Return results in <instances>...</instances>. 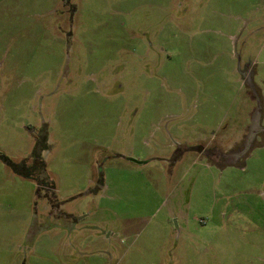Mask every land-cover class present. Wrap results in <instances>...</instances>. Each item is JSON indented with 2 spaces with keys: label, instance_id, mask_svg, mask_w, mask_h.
I'll list each match as a JSON object with an SVG mask.
<instances>
[{
  "label": "rangeland",
  "instance_id": "rangeland-1",
  "mask_svg": "<svg viewBox=\"0 0 264 264\" xmlns=\"http://www.w3.org/2000/svg\"><path fill=\"white\" fill-rule=\"evenodd\" d=\"M0 264H264V0H0Z\"/></svg>",
  "mask_w": 264,
  "mask_h": 264
},
{
  "label": "crops",
  "instance_id": "crops-1",
  "mask_svg": "<svg viewBox=\"0 0 264 264\" xmlns=\"http://www.w3.org/2000/svg\"><path fill=\"white\" fill-rule=\"evenodd\" d=\"M252 74L251 76L252 77H250V78H253V75H254V72L253 71H251V69H249L248 68V70L245 72V74ZM245 78H248L249 77V75L248 76H244ZM253 116V115H252ZM253 118H254V120H255V115L253 116ZM257 129V127H254V128H246V132H249L247 135H246V139H247V141L248 142H250L251 140H253L254 139V137H255V135L258 133V131L256 130ZM212 145V143L211 144H209V145H207V146H203L204 147V151L202 152V153H198V157H201L202 155L204 156L205 154V151H207V150H209V148L208 147H210ZM192 146H194V145H192ZM185 149H188L190 146H183ZM182 147V148H183ZM189 153V152H188ZM186 155V154H185ZM184 155V156H185ZM216 155V154H215ZM214 155V156H215ZM220 157H218V158H221V157H227V154H224V152L221 150V154L219 155ZM208 158V157H207ZM165 163H170V160L168 161V162H166L165 161Z\"/></svg>",
  "mask_w": 264,
  "mask_h": 264
},
{
  "label": "water",
  "instance_id": "water-1",
  "mask_svg": "<svg viewBox=\"0 0 264 264\" xmlns=\"http://www.w3.org/2000/svg\"><path fill=\"white\" fill-rule=\"evenodd\" d=\"M189 151H194L196 153H202L204 151V147L203 146H199V147H196V148H189ZM129 162H132V163H135V164H138V165H146L148 164L149 161H145V162H139L137 160H134V159H127ZM44 177V176H43Z\"/></svg>",
  "mask_w": 264,
  "mask_h": 264
},
{
  "label": "flooded vegetation",
  "instance_id": "flooded-vegetation-1",
  "mask_svg": "<svg viewBox=\"0 0 264 264\" xmlns=\"http://www.w3.org/2000/svg\"><path fill=\"white\" fill-rule=\"evenodd\" d=\"M247 70H248V68H247L244 72H242V74H244V76H248V75H249L248 78L252 77V76H251L252 74H250V73H249L248 75L245 74V72H246ZM193 147L196 148V147H199V145L192 146V147H189V148H193ZM189 148L185 150L186 153H183V155H184V154H187L188 152H189V153H193V152H194V151H193V152H192V151H189ZM180 149H181V148H179L178 150H180ZM182 152H183V151H182ZM204 154H205L207 157L213 155V154H211V152H210L209 150L205 151ZM183 155H182V156H183ZM205 155H204V156H205ZM177 162H178V159L174 160L173 164H175V163H177Z\"/></svg>",
  "mask_w": 264,
  "mask_h": 264
},
{
  "label": "trees",
  "instance_id": "trees-1",
  "mask_svg": "<svg viewBox=\"0 0 264 264\" xmlns=\"http://www.w3.org/2000/svg\"><path fill=\"white\" fill-rule=\"evenodd\" d=\"M46 179H40L39 176H36V181L40 182V185L43 186V183H48V182H44ZM44 185H48V184H44Z\"/></svg>",
  "mask_w": 264,
  "mask_h": 264
},
{
  "label": "built area",
  "instance_id": "built-area-1",
  "mask_svg": "<svg viewBox=\"0 0 264 264\" xmlns=\"http://www.w3.org/2000/svg\"><path fill=\"white\" fill-rule=\"evenodd\" d=\"M202 223H204L203 221H201Z\"/></svg>",
  "mask_w": 264,
  "mask_h": 264
}]
</instances>
